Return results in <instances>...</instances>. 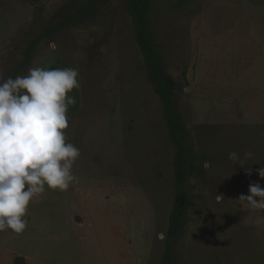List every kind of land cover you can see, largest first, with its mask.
I'll use <instances>...</instances> for the list:
<instances>
[{
	"label": "rangeland",
	"instance_id": "obj_1",
	"mask_svg": "<svg viewBox=\"0 0 264 264\" xmlns=\"http://www.w3.org/2000/svg\"><path fill=\"white\" fill-rule=\"evenodd\" d=\"M127 2L0 0V75L78 69L65 134L81 153L67 191L46 188L22 234L0 232V264L160 262L175 148ZM152 18L191 135L192 203L174 264H264V209L238 201L250 183L264 188V0H154ZM233 151L252 156L241 167Z\"/></svg>",
	"mask_w": 264,
	"mask_h": 264
},
{
	"label": "clouds",
	"instance_id": "obj_2",
	"mask_svg": "<svg viewBox=\"0 0 264 264\" xmlns=\"http://www.w3.org/2000/svg\"><path fill=\"white\" fill-rule=\"evenodd\" d=\"M78 76L72 67H32L26 75L7 79L0 75V232L22 234L30 202L46 188L67 191L77 180L72 170L81 153L67 142L65 130L68 110L76 103L68 94L79 88ZM251 156L245 152L241 158L233 151L228 159L243 167ZM257 172L264 179V166ZM248 192L238 201L264 209V188L250 183ZM223 199L216 196L218 202Z\"/></svg>",
	"mask_w": 264,
	"mask_h": 264
},
{
	"label": "trees",
	"instance_id": "obj_3",
	"mask_svg": "<svg viewBox=\"0 0 264 264\" xmlns=\"http://www.w3.org/2000/svg\"><path fill=\"white\" fill-rule=\"evenodd\" d=\"M154 0H128L127 12L131 18L134 38L143 57L144 66L155 93L162 103V115L169 129L170 141L175 148L173 161L174 197L164 236V250L159 264H174V248L181 235L192 203L189 189L191 165V135L176 110L178 80L171 75L162 59L152 18ZM33 40L26 49L28 54L36 45ZM14 264H25V258H15Z\"/></svg>",
	"mask_w": 264,
	"mask_h": 264
}]
</instances>
